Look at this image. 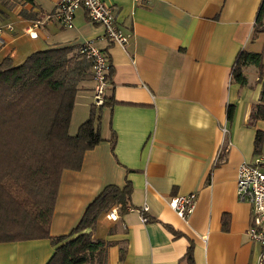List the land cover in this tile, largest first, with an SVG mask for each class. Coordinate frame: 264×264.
I'll use <instances>...</instances> for the list:
<instances>
[{"label": "crops", "instance_id": "crops-1", "mask_svg": "<svg viewBox=\"0 0 264 264\" xmlns=\"http://www.w3.org/2000/svg\"><path fill=\"white\" fill-rule=\"evenodd\" d=\"M103 1L128 34L124 47L81 8L65 27L48 16L57 0H0V26H12L0 61L8 56L18 64L36 50H77L92 40L111 66L104 105L95 107L102 140L84 152L79 169L61 172L49 234L69 233L106 185L129 183L130 207L116 209L115 219L101 213L92 229L108 242V264H188V248L193 264H255L259 246L247 234L251 206L236 199L235 177L242 162L260 159L264 169V120L249 123L264 83V31L252 35L262 0ZM36 21L31 37L27 29ZM241 50L262 55L260 77L254 65L243 68L245 85L231 78ZM81 92L71 134L89 114ZM77 97L83 101L76 110ZM257 131L262 139L255 148ZM189 192L196 201L185 221L166 201ZM143 203L146 221L136 210ZM54 248L48 238L0 242V264H46Z\"/></svg>", "mask_w": 264, "mask_h": 264}, {"label": "trees", "instance_id": "trees-1", "mask_svg": "<svg viewBox=\"0 0 264 264\" xmlns=\"http://www.w3.org/2000/svg\"><path fill=\"white\" fill-rule=\"evenodd\" d=\"M263 14L260 7L253 36L264 31ZM248 65H254L260 77L261 53L241 50L232 67V80L245 85L243 68ZM111 72L109 64L108 81ZM88 79L92 81L90 61L72 45L33 51L18 64L8 56L0 61V242L48 238L55 248L46 264H108V242L94 238L92 229L101 213L130 207L129 183L123 187L108 184L69 233L49 234L61 172L79 169L84 152L102 140L100 112L92 103L87 118L74 134L69 133L75 97ZM258 119L264 120V83L249 123ZM114 137L112 132V147ZM261 139L257 131L255 148ZM186 258L193 264L190 248Z\"/></svg>", "mask_w": 264, "mask_h": 264}, {"label": "built area", "instance_id": "built-area-1", "mask_svg": "<svg viewBox=\"0 0 264 264\" xmlns=\"http://www.w3.org/2000/svg\"><path fill=\"white\" fill-rule=\"evenodd\" d=\"M260 7L264 10V0ZM83 9L87 17L100 24L104 29V34L109 41L124 47L128 41V34L119 27L113 7L103 0H57L56 8L51 15L65 27L73 25V15L77 9ZM38 22H34L27 29L31 37L37 34L34 28ZM264 25V14L262 18ZM12 30L11 24L0 26V43L4 41L3 35L6 31ZM77 52L90 61L92 71V104L99 106L104 102V92L108 86L106 73L109 69V57L97 47L92 40H85L78 48ZM225 130V128H223ZM235 195L240 202H246L251 206V219L247 230L251 241L259 246V251L255 264H264V169L261 167V160L255 162H242L238 165L235 177ZM196 201L195 192L174 195L166 201L169 207L183 220H187L192 212ZM142 221L147 220L145 212L148 205L143 203L136 209ZM116 208H112L106 216L115 219Z\"/></svg>", "mask_w": 264, "mask_h": 264}, {"label": "rangeland", "instance_id": "rangeland-1", "mask_svg": "<svg viewBox=\"0 0 264 264\" xmlns=\"http://www.w3.org/2000/svg\"><path fill=\"white\" fill-rule=\"evenodd\" d=\"M92 84H93V81H91L89 79L83 81L82 82V90H81L83 92H81L79 94V96L85 95L86 98L84 99V101H83V98H80V97H77V99H76V110H77V108L79 109L82 101L85 102L81 107L83 109V114H85L86 109L89 110L90 104L92 103V94L88 92V91H92ZM76 110H75V112H76ZM104 117H105V115H104Z\"/></svg>", "mask_w": 264, "mask_h": 264}]
</instances>
